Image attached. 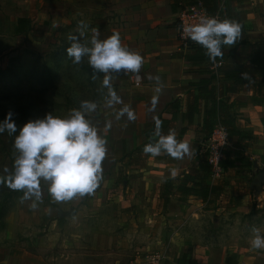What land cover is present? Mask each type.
<instances>
[{"label": "rangeland", "instance_id": "374dc122", "mask_svg": "<svg viewBox=\"0 0 264 264\" xmlns=\"http://www.w3.org/2000/svg\"><path fill=\"white\" fill-rule=\"evenodd\" d=\"M72 2L0 0V120L11 111L19 128L47 113L66 118L81 101L95 102L97 108L87 118L106 141L101 179L93 193L64 202L52 200L42 181L41 199L32 208L34 198L22 200L23 192L6 186L4 178L18 153L13 147L15 134H0V264L126 263L135 257L138 246L145 248L141 255L146 260L164 252L165 246L178 245L174 239L181 238L192 247L231 244L232 249L246 245L264 251L251 243L256 235L264 237V186L259 191L246 186L241 210L224 208L209 214L197 198L172 201L163 186L152 194L148 188L135 187L140 177L130 174L128 160L121 161L122 147H117L113 128L114 105L109 106V88L102 83L104 73L94 77L87 57L73 64L66 53L71 44L67 37L76 34L78 21L88 24L83 37L88 41L92 28L103 40L120 29L121 20L114 11L100 17L98 8L84 5L83 0L78 5ZM22 17L32 24L26 34L17 35ZM202 156L205 159L203 152ZM5 167L9 173L3 171ZM73 210L75 215L61 216ZM100 235L123 243L126 249L91 248Z\"/></svg>", "mask_w": 264, "mask_h": 264}, {"label": "crops", "instance_id": "0c3cea01", "mask_svg": "<svg viewBox=\"0 0 264 264\" xmlns=\"http://www.w3.org/2000/svg\"><path fill=\"white\" fill-rule=\"evenodd\" d=\"M70 1L75 5L81 2ZM83 1L84 5L98 8L100 17L114 11L121 20L120 29L115 32L120 34L122 46L138 52L144 60L139 73L125 74L123 70L110 73L112 90L119 98L113 102V128L119 142L117 147H122L119 154L124 150L131 153V157L122 158L121 155V161L128 160V164L131 163L130 174L140 177L135 180V187L138 190L148 188L152 194L157 189L159 192L163 186V192L166 194L169 191L166 197L172 201L197 198L203 203L205 213L224 208L237 211L244 208L246 186L252 187L254 177L264 171V91L259 97L263 102H254L253 96H257L252 91L254 84L250 87L236 85L233 80L225 78L224 72L250 65L253 49H257L264 59V0H227L226 19L239 23L241 34L235 44L222 45L223 55L209 62L198 58L194 60L197 54L182 49L179 44L175 12L180 0ZM94 8L91 10L95 11ZM214 63L218 64L217 70L213 69ZM135 75L141 76L140 87L134 86ZM213 75L216 77L213 78ZM156 77H159V81ZM201 80H212L209 88H213V95L199 96L195 84ZM173 101H177L176 106L168 108ZM125 106L132 111L134 119H128L126 112L117 119ZM212 108L216 109L214 120L221 117L227 123V128L243 136V140L234 142V145L239 143L240 151L251 162L244 173L235 167L224 169L215 181L211 177L206 179L200 167L204 160L202 146L208 134L205 124L210 120ZM160 117L168 123L160 128L159 135L167 136L171 132L178 142L188 145V153L181 158H173L163 151L156 156L143 152L144 144L149 139L152 143L159 139L155 134L156 128L150 127L146 135L145 126L154 124ZM182 130H185L183 135ZM237 137L233 138L239 140ZM187 174L195 177L197 182L205 179L207 185L214 186L219 194L210 195L207 201L195 195L185 196L179 187L193 186L192 181L184 178ZM155 195L154 199H157L159 196ZM221 203L227 206L223 207ZM174 242L179 246H165L160 264H226L229 258L236 264H264V251L256 252L246 245L232 249L231 244L192 247L187 239L182 238L174 239ZM141 247L135 248L136 255L128 262L117 261L115 264H147L149 256L143 259L141 252L145 248ZM91 248L112 251L126 249L123 243L109 242L106 235L97 236Z\"/></svg>", "mask_w": 264, "mask_h": 264}, {"label": "clouds", "instance_id": "9594fccd", "mask_svg": "<svg viewBox=\"0 0 264 264\" xmlns=\"http://www.w3.org/2000/svg\"><path fill=\"white\" fill-rule=\"evenodd\" d=\"M88 27L85 21H78L76 34H69L67 37L71 44L66 53L73 64H80L87 57L94 77L98 73H104L102 83L109 88L111 106V102L118 101L119 98L111 90L110 73L121 70L125 74L139 73L144 60L138 52L122 46L118 32L101 40L99 31L92 28L90 40L84 41ZM184 32L206 50L205 54L210 60H215L223 55L222 45L235 44L241 34V26L233 20L220 21L209 17L202 18L198 24L185 27ZM156 80L159 81V77ZM96 108L95 102L81 101L79 109H73L66 118L47 113L43 118L29 120L19 128L12 118L13 113L9 111L0 120V134H15L13 147L18 155L10 173L7 167L3 169L5 173H9L4 178L6 186L23 192L22 200L34 198L32 208H36V202L41 199L42 181L47 183L48 193L56 202L93 193L101 179L102 162L107 151L105 139L87 118V114L94 112ZM125 112L128 119H134L127 106L120 110L117 119ZM159 133L160 121L157 120L155 134L159 139L144 146L145 154L156 156L163 151L173 158H181L188 153V145L178 142L171 132L167 136ZM251 243L254 248H264V237L256 235Z\"/></svg>", "mask_w": 264, "mask_h": 264}, {"label": "trees", "instance_id": "16d2710c", "mask_svg": "<svg viewBox=\"0 0 264 264\" xmlns=\"http://www.w3.org/2000/svg\"><path fill=\"white\" fill-rule=\"evenodd\" d=\"M203 3L204 7L207 9L209 13H215L219 10L221 6L224 8V15L223 20L226 19L227 16V7L226 2L227 0H199ZM31 25V20L29 18H19L17 21V25L15 28V33L17 35H24L28 32ZM222 48V46H221ZM188 50H192L197 54L193 59L196 60L197 58L204 61H212L209 59V57L205 54L206 50L199 44L192 45ZM219 58V57H216ZM192 59V60H193ZM193 60V61H194ZM225 78L233 80L236 85H247L248 87L251 86V84H254V88L252 91L257 94V96H253V101L257 103H262L263 100H260L259 97L262 95L264 91V59L261 58L260 52L257 49H253L250 57V65H244V66H238L236 68H232L229 70H225ZM256 76L258 77V80L256 79ZM216 76L213 75V78ZM212 80H201L195 86L199 89V96H202L206 94L205 96H211L213 95L212 91L213 88H209ZM255 89V90H254ZM212 90V91H211ZM264 96V94H263ZM198 98V97H197ZM177 101H173L171 104H169L168 108L171 106H176ZM216 109L212 108L209 112L210 120L206 122L205 128L208 130V134L205 137L204 140H208V138L211 136L213 131L218 126H224L226 131L228 132V135L230 137V140L236 143L243 140V136L239 134L238 132H233V130H230L227 128V123L220 118L218 120H214ZM160 121V128H162L165 124L168 123V121L164 120L162 117L158 119ZM150 127L156 128V122L154 124L146 125L145 131L146 135H148ZM185 133V130H182V135ZM239 140L233 138L237 136ZM180 141V140H179ZM152 143V141L149 139L145 144ZM131 157V153H126L125 150L122 152V158ZM223 169L227 170L229 168H239V170L244 173L247 168L251 166V162L242 154V151H240L239 143L233 148L227 149L224 152V160L221 164ZM201 169L204 171L206 179L210 177L211 170L209 166L206 164V162L203 160V162L200 165ZM184 178L186 181H192L193 186H183L179 187L181 189V192L184 193L185 196L188 195H195L199 196L203 199V201H207L210 197V195H218V190L215 189L214 186L207 185L206 180L203 179L202 182H197L196 178L193 176H190L189 174L185 175ZM248 181L251 180V178H247ZM226 264H236L235 261L232 259H227Z\"/></svg>", "mask_w": 264, "mask_h": 264}, {"label": "built area", "instance_id": "2783aa9c", "mask_svg": "<svg viewBox=\"0 0 264 264\" xmlns=\"http://www.w3.org/2000/svg\"><path fill=\"white\" fill-rule=\"evenodd\" d=\"M224 15V8L221 6L215 13H209L199 0H180L177 4L175 12L176 26L178 29V41L182 49L188 50L192 45H197L192 41L184 28L190 25H195L200 22L202 18L214 17L222 21ZM213 69H218V64H213ZM141 76L135 75L133 77L134 86H141ZM234 144L230 140L228 132L222 126H218L203 146V153L205 155L204 161L211 170L210 177L213 181L217 180L223 173L224 169L221 166L224 160V152L227 149L233 148ZM163 254H152L148 257L147 264H160Z\"/></svg>", "mask_w": 264, "mask_h": 264}, {"label": "water", "instance_id": "95a60500", "mask_svg": "<svg viewBox=\"0 0 264 264\" xmlns=\"http://www.w3.org/2000/svg\"><path fill=\"white\" fill-rule=\"evenodd\" d=\"M264 186V171L258 173L252 182V187H254L257 191H259L262 187ZM76 211L73 210L71 212H62V217H66V216H72L75 215Z\"/></svg>", "mask_w": 264, "mask_h": 264}]
</instances>
